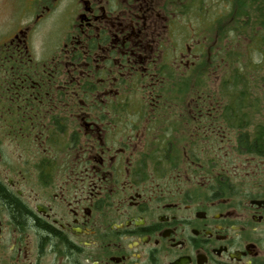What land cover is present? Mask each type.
I'll return each mask as SVG.
<instances>
[{"label": "flooded vegetation", "instance_id": "flooded-vegetation-1", "mask_svg": "<svg viewBox=\"0 0 264 264\" xmlns=\"http://www.w3.org/2000/svg\"><path fill=\"white\" fill-rule=\"evenodd\" d=\"M21 1L0 29V264H264V155L218 154L264 145V101L236 114L208 86L213 23L182 0Z\"/></svg>", "mask_w": 264, "mask_h": 264}, {"label": "trees", "instance_id": "trees-1", "mask_svg": "<svg viewBox=\"0 0 264 264\" xmlns=\"http://www.w3.org/2000/svg\"><path fill=\"white\" fill-rule=\"evenodd\" d=\"M206 3H210L209 0H182V12L194 15L192 20L196 22L199 30H202L205 25L213 23L210 26L213 29L207 30L210 42L218 43L221 40L220 45H223L225 43L224 40L228 36L233 38L235 42H239L242 34H245L244 38L248 39V42H245L246 54L248 55V59L246 60L249 63L253 62V65L237 64L238 67H235V61H242L243 55L241 53L237 54L238 52L234 53L233 51L232 56L234 59L230 57V54H228V58L227 53L216 51V47L213 50V57L211 56L212 61L216 59L221 65L231 63L234 67L231 68L234 70L231 72L233 75L227 74L226 79H224V85L227 82L229 84L230 109L234 113L239 114L243 109L259 107V100L262 98V101H264V75L259 76L261 71L259 65L264 63V3L260 0H221L220 4L223 6L220 11H218L219 6L215 1L214 3L217 5H214L212 9L211 5L208 7ZM201 23H203V27ZM234 54L237 56H234ZM255 54L261 57V60L256 64L253 59V55ZM245 58L246 56L244 55V61ZM220 64L219 66H221ZM213 66L214 82H216L217 71L219 69H217L214 63ZM222 70L226 69L223 68ZM252 80H255V83L259 85V89L262 92L260 96H252L251 91L253 88L249 87L250 84L254 83ZM198 82L199 87L206 86L204 79H199ZM260 135V139H264V133L261 132ZM248 136V132L240 133V140H245L243 147L239 148L242 151L240 154L248 152L259 156L264 155V145H249Z\"/></svg>", "mask_w": 264, "mask_h": 264}, {"label": "rangeland", "instance_id": "rangeland-1", "mask_svg": "<svg viewBox=\"0 0 264 264\" xmlns=\"http://www.w3.org/2000/svg\"><path fill=\"white\" fill-rule=\"evenodd\" d=\"M214 1L219 6L218 11L222 10L223 5L220 4L221 0H209L210 3H206V6H207V4H208V7H209V5H211V9H212L214 5H217L214 3ZM260 1H262L264 3V0H260ZM22 4L23 3L21 0H0V29H4V28H7V30L11 29L8 25H10L11 23H15L20 18ZM8 17H10L11 23L8 25L6 24V26H5L4 24H5V21L8 19ZM187 23L190 25V20L187 19L186 24ZM187 27H188V25H187ZM241 36H242V38H239L240 39L239 42H235V40L233 38L228 36V38L224 40L225 43H223V45H222L223 47H221V48L216 47L215 48V50L218 52L227 53V57H228V54H230L231 58L233 57L232 56L233 51H234V53L238 52L237 54L241 53V55H243L242 61H235V63H236V64H234L235 67H238L237 64H240V65L247 64L248 66L253 65V62L249 63L246 60V59H248V55L246 54L245 42H248V39L244 38L245 34H242ZM218 44H221V40L218 41ZM244 55L246 56L245 61H244ZM234 56H237V55L234 54ZM212 57H213V55H212ZM233 59H234V57H233ZM253 59H254V63L256 64L261 60V57L255 54V55H253ZM213 63L217 67V69H219L217 71L218 76H217L216 82H213V78L211 77V79L208 81V86L210 88H212L214 91H217V87L220 86L221 79H223V78L226 79L227 74L233 75V74H231V72H233L234 70L231 68H234V67L231 65V63L221 65L220 62L216 59H215V61L213 60ZM219 64L221 66H219ZM223 68H225L226 70H222ZM259 68L261 70L259 76L264 75V63L259 65ZM252 82H254V83L250 84V86H249V87L253 88L251 91L252 96L253 95H255V97L260 96V93H262V92L259 89V85H257L255 83V80H252ZM262 107H263V105H262ZM222 150L223 151L221 153H218L221 161H222V158H228L229 157V159L235 161L236 159H240L239 157H242V154H240V152H237L234 148H223Z\"/></svg>", "mask_w": 264, "mask_h": 264}]
</instances>
